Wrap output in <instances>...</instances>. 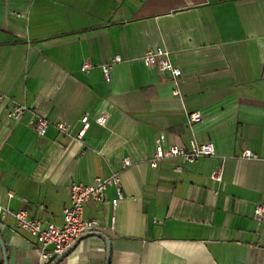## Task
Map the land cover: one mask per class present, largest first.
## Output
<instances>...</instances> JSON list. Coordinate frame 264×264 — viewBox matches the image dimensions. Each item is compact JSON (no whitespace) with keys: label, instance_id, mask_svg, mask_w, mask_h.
Returning <instances> with one entry per match:
<instances>
[{"label":"crops","instance_id":"1","mask_svg":"<svg viewBox=\"0 0 264 264\" xmlns=\"http://www.w3.org/2000/svg\"><path fill=\"white\" fill-rule=\"evenodd\" d=\"M157 47L179 80L145 65ZM118 55L107 81L102 67ZM18 105L29 112L13 122ZM35 113L74 133L84 116L92 126L82 142L54 127L41 138ZM103 113L106 127L94 122ZM161 133L167 146L194 140L216 154L153 169ZM115 173L124 199L115 205L109 187L105 204L88 202L100 228L48 264H108L98 235L110 264H264L254 216L264 204V0H0V207L61 226L73 183ZM0 237L9 264L38 263L13 218H0Z\"/></svg>","mask_w":264,"mask_h":264},{"label":"built area","instance_id":"2","mask_svg":"<svg viewBox=\"0 0 264 264\" xmlns=\"http://www.w3.org/2000/svg\"><path fill=\"white\" fill-rule=\"evenodd\" d=\"M143 61L149 69L156 70L161 74L170 73L175 81L182 77V71L175 67L171 61L170 53L161 47L149 49ZM122 62L120 55L116 56L112 62L102 67L104 78L107 81L111 80V70L113 65ZM93 65L86 61L83 64L82 70L90 72ZM2 98V97H1ZM29 112V108L25 105L15 106L8 114L11 121L15 122L21 119L23 115ZM200 113L189 115L190 124L200 123L202 121ZM109 121V116L105 113L95 119V123L101 127H106ZM92 126V121L88 116L81 119V127L77 133H74L70 125L64 122L53 123L41 115L35 113L34 131L41 138L45 137L50 127H54L59 133L69 137L70 139L82 142L87 135V132ZM216 151L212 143L198 144L196 141H191L189 148L178 145H166V136L161 133L156 145L154 155L149 163L153 169L159 167L160 163L170 160H180L184 165L194 164L201 159L215 156ZM242 158L258 159V157L250 150L244 151ZM132 165L129 158L124 159L123 168H128ZM183 166H179L176 171L181 172ZM217 181H221V174L215 175ZM109 187H114L117 190L118 199L114 202L116 205L124 199L121 188L120 174L115 173L111 177L103 179L98 178L93 184L86 185L83 183H73L70 186V203L63 212V225L48 224L43 226L42 221L31 219L26 211H13L9 208L0 207V218L11 217L16 222L20 229L28 232L35 240L34 247L38 254L37 264H48L61 258L67 250H69L77 241L85 234L96 231L100 228V223L97 220H88L85 217V207L90 201L98 204H105L107 201V190ZM10 197L14 195L10 193ZM254 216L257 221L264 223V204L256 206Z\"/></svg>","mask_w":264,"mask_h":264},{"label":"water","instance_id":"3","mask_svg":"<svg viewBox=\"0 0 264 264\" xmlns=\"http://www.w3.org/2000/svg\"><path fill=\"white\" fill-rule=\"evenodd\" d=\"M98 236L102 237L107 243V246H108V264H110V261H111V244L109 242V239H107L103 235H98ZM0 245H1L2 250H3L4 264H9L7 249H6L5 243L1 237H0ZM54 264H56V262Z\"/></svg>","mask_w":264,"mask_h":264},{"label":"trees","instance_id":"4","mask_svg":"<svg viewBox=\"0 0 264 264\" xmlns=\"http://www.w3.org/2000/svg\"><path fill=\"white\" fill-rule=\"evenodd\" d=\"M1 264H4L3 262H1Z\"/></svg>","mask_w":264,"mask_h":264}]
</instances>
